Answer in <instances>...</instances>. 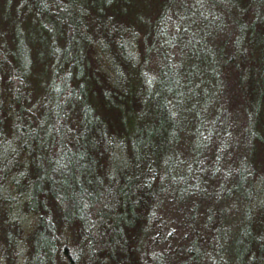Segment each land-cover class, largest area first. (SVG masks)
Returning a JSON list of instances; mask_svg holds the SVG:
<instances>
[{"label":"trees","instance_id":"16d2710c","mask_svg":"<svg viewBox=\"0 0 264 264\" xmlns=\"http://www.w3.org/2000/svg\"><path fill=\"white\" fill-rule=\"evenodd\" d=\"M10 2L0 264H264V0Z\"/></svg>","mask_w":264,"mask_h":264},{"label":"rangeland","instance_id":"374dc122","mask_svg":"<svg viewBox=\"0 0 264 264\" xmlns=\"http://www.w3.org/2000/svg\"><path fill=\"white\" fill-rule=\"evenodd\" d=\"M11 12L12 8L10 0H0V20H9ZM29 14L30 15L27 16L26 20L21 21V23H14L16 24L18 30V32H15L17 37L15 45L16 47L20 46L22 54H27L28 58L33 57L35 59L36 62L32 66L30 64V69L32 74L35 76V79L38 78L41 83V81L43 82L46 78V75H43V73L46 72L45 70L49 64L47 54H40L43 49L48 50L46 43L48 40L47 36L49 35L44 30L42 23L45 22L46 25L48 24L49 26V23L52 22L44 17L33 20L32 16L35 14L34 11L29 12ZM50 27L51 29H54V25L51 24ZM22 40H25L26 43ZM42 75L43 77H41ZM169 213L171 214L170 217L173 220V225H177V221L179 220L177 208H171Z\"/></svg>","mask_w":264,"mask_h":264}]
</instances>
